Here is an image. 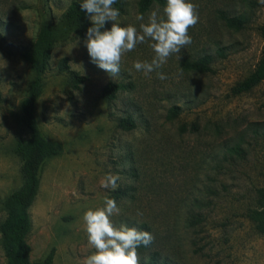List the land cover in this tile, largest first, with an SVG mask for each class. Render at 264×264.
Wrapping results in <instances>:
<instances>
[{
  "label": "rangeland",
  "instance_id": "rangeland-1",
  "mask_svg": "<svg viewBox=\"0 0 264 264\" xmlns=\"http://www.w3.org/2000/svg\"><path fill=\"white\" fill-rule=\"evenodd\" d=\"M72 1L0 0V56L6 61L0 60V224L6 219L5 198L22 183L14 148L29 137L20 105L34 74L20 49L50 23L55 44L35 115L40 132L60 153L43 163L29 210L30 261H42L51 249L52 264H81L93 254L82 216L101 207L107 196L121 209L112 217L117 227L146 223L150 228L154 240L139 252L140 264L154 253L170 264H264V235L245 216L264 185V82L232 93L264 53V4L191 0L199 13V23L189 31L192 43L180 60L174 55L158 70L167 77L160 80L155 72L145 76L133 68L137 60L151 61V41L123 57L117 77L92 63L85 38L60 25ZM164 6L153 3L140 11L136 0H124L118 23L139 29ZM223 16H243L247 22L236 31ZM206 55L212 58L210 72L184 68L186 61ZM64 57L71 71L87 77L78 89L67 73H58ZM109 82L122 87L110 102L102 98ZM174 106L179 115L170 120ZM127 117L135 125L130 131L118 127ZM235 148L239 152H232ZM110 173L120 177L115 191L100 186ZM195 216L202 221L192 226ZM0 264H6L1 242Z\"/></svg>",
  "mask_w": 264,
  "mask_h": 264
},
{
  "label": "trees",
  "instance_id": "trees-1",
  "mask_svg": "<svg viewBox=\"0 0 264 264\" xmlns=\"http://www.w3.org/2000/svg\"><path fill=\"white\" fill-rule=\"evenodd\" d=\"M124 0H117L114 7L119 8ZM140 11L147 10L153 3L164 5L166 0H136ZM81 0L72 1L65 12L60 17V25L68 32L74 33L79 39L86 37V31L92 26L90 18L80 9ZM227 27L236 31L242 30L247 22L243 16L226 17L223 16ZM103 31V29H101ZM264 34V29H263ZM55 44V26L47 23L43 24L32 43L27 48H21L20 56L29 65L34 74V78L29 86L27 96L22 100L21 122L29 131V137L21 138L17 141L14 152L21 161L20 173L22 177L21 185L12 191L4 200L3 206L6 211V219L0 224L1 249L6 264H52L55 251L51 249L45 258L36 263L30 261V247L27 243V236L31 228L29 210L33 205L40 185V172L43 163L54 156L59 155L60 148L55 143L47 140L40 132L36 120V102L42 94V76L50 63L51 53ZM212 58L203 56L194 61H186V70L208 73L211 71ZM58 73H67L69 82L73 89L83 84L87 77L71 71L66 57L57 62ZM264 82V53L257 62L253 71L238 82L233 88L234 95H240L251 91L253 88ZM117 84L107 83L102 90V98L106 101H113L115 95L121 89ZM179 115V108L174 106L169 110L168 119L172 120ZM118 127L125 131L132 130L135 125L130 117L122 118L118 122ZM232 152H239L235 148ZM119 194V192H116ZM118 197V196H117ZM246 218L253 224L255 231L264 235V185L256 189L255 205L248 209ZM202 218L192 217L190 224L193 226L200 223ZM138 229L150 232L146 223H141ZM141 246L138 253L149 249ZM146 264H170L167 260H159L156 253L149 256Z\"/></svg>",
  "mask_w": 264,
  "mask_h": 264
},
{
  "label": "clouds",
  "instance_id": "clouds-1",
  "mask_svg": "<svg viewBox=\"0 0 264 264\" xmlns=\"http://www.w3.org/2000/svg\"><path fill=\"white\" fill-rule=\"evenodd\" d=\"M116 2L117 0H81L80 9L92 24L83 41L91 62L110 78L117 77L123 57L134 51L139 44L151 41L153 58L150 62L137 60L133 63V68L145 76L155 72L158 79H167L158 70L174 55L180 60L182 50L192 43L189 31L199 23L197 5L191 0H166L162 14L158 11L151 12L147 23H140L137 29L133 25L121 26L118 23L120 11L114 7ZM258 2L264 4V0ZM136 19L143 21L144 16L137 15ZM109 21L113 22L110 30L102 31ZM0 60H3L2 56ZM3 62L6 65V61ZM119 179V175L107 174L100 181V186L115 191L119 186ZM120 211L116 201L105 196L101 207L84 212V231L89 247L95 251L85 257L81 264H140L138 249L150 245L154 237L150 232L137 227L124 224L117 227L112 217L118 216ZM137 214L142 215L139 211Z\"/></svg>",
  "mask_w": 264,
  "mask_h": 264
}]
</instances>
